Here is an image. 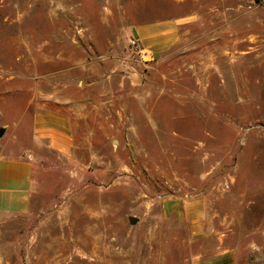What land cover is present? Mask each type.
Instances as JSON below:
<instances>
[{"label": "rangeland", "instance_id": "1", "mask_svg": "<svg viewBox=\"0 0 264 264\" xmlns=\"http://www.w3.org/2000/svg\"><path fill=\"white\" fill-rule=\"evenodd\" d=\"M188 15L191 45L133 54L132 24ZM86 79L118 117L92 109L70 157L37 150L31 214L0 217V264H193L219 238L235 264H264V0H0V158L33 149L36 111ZM195 195L198 241L161 210Z\"/></svg>", "mask_w": 264, "mask_h": 264}, {"label": "crops", "instance_id": "2", "mask_svg": "<svg viewBox=\"0 0 264 264\" xmlns=\"http://www.w3.org/2000/svg\"><path fill=\"white\" fill-rule=\"evenodd\" d=\"M177 6H184L188 0H173ZM200 18V15L198 16ZM197 17L191 20L188 16L169 17L150 22L132 24L131 35L140 42V45L153 56L160 59L172 50L192 44V39L183 31L202 23ZM114 45V43H112ZM109 58V56H108ZM148 56L144 57L147 60ZM121 58L118 53L112 57V69L106 71L104 86L108 92V83L114 76H118L121 69ZM100 81V79H99ZM87 79L82 83V96L79 100L54 99L47 106L36 111L33 124V149L20 155L0 158V217L12 218L30 215L34 193L35 161L38 160L37 150L49 151L64 157L73 155L77 126L81 119L90 115L100 116V110H112L113 100L106 98L103 103L95 102L85 93L93 90L94 85L100 82ZM96 83V84H95ZM54 98H59L58 96ZM101 117L103 115L101 114ZM162 215L167 219H175L185 223L189 228L190 236L195 240H204L207 235L208 202L201 195L192 197H166L162 200ZM214 253L207 257H195L193 264H235L237 250L224 244L219 238Z\"/></svg>", "mask_w": 264, "mask_h": 264}, {"label": "built area", "instance_id": "3", "mask_svg": "<svg viewBox=\"0 0 264 264\" xmlns=\"http://www.w3.org/2000/svg\"><path fill=\"white\" fill-rule=\"evenodd\" d=\"M129 46L134 55L138 56L140 59L144 60V57L148 56V59H153V56L148 55V52L140 45V42L132 38L129 40Z\"/></svg>", "mask_w": 264, "mask_h": 264}, {"label": "water", "instance_id": "4", "mask_svg": "<svg viewBox=\"0 0 264 264\" xmlns=\"http://www.w3.org/2000/svg\"><path fill=\"white\" fill-rule=\"evenodd\" d=\"M131 222H132L133 224L136 223V219L132 218V219H131Z\"/></svg>", "mask_w": 264, "mask_h": 264}, {"label": "bare ground", "instance_id": "5", "mask_svg": "<svg viewBox=\"0 0 264 264\" xmlns=\"http://www.w3.org/2000/svg\"><path fill=\"white\" fill-rule=\"evenodd\" d=\"M100 253V252H99Z\"/></svg>", "mask_w": 264, "mask_h": 264}]
</instances>
